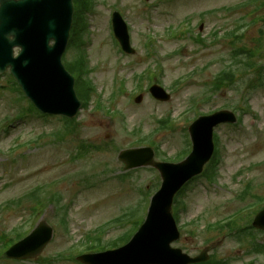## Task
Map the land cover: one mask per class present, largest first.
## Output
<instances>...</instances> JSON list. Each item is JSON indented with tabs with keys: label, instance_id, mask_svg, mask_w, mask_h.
<instances>
[{
	"label": "rangeland",
	"instance_id": "1",
	"mask_svg": "<svg viewBox=\"0 0 264 264\" xmlns=\"http://www.w3.org/2000/svg\"><path fill=\"white\" fill-rule=\"evenodd\" d=\"M93 1V12L86 14L88 30L85 32L83 18L77 43L81 48L86 46L89 60L85 77L96 92L90 105L78 114L80 125H71L73 129L78 128L76 132L70 129L64 137L55 135L62 125L57 117H42L30 111L19 117L28 102L24 98L18 100L19 89L11 84L8 72L0 75V86H4L0 90V236L15 226L21 228L26 224L29 202L23 200L17 205L14 201L37 185L42 186L37 198V207L41 208L36 210L32 220L48 203L35 225L42 219L54 228L52 241L38 259H0V264H49L48 258L53 256V264H76L64 258L77 252L88 234L131 206L141 208L140 213L144 215V191L153 193L160 186L159 172L152 167L133 175L123 173L124 163L117 157L118 149L139 146L138 139L149 135L163 157H179L188 145L187 128L194 117L221 108L234 111L241 121L236 127L226 124L216 130L220 140L217 178L213 183L204 177L198 178L180 196L178 225L182 235L173 245L195 255L207 244L215 243L212 253L218 259H226L227 264H264V254L249 253V247H242L233 238L205 228L208 222L217 221L251 202V197L238 198L249 180H253L254 192L264 195V164L254 169V163H264V85L251 88L249 83L257 77V70L242 69L239 75L235 71L234 86L216 89L218 73L233 59L234 46L226 36L229 30L243 34L238 45L251 47L259 36L264 49V0L236 11L212 10L236 5L242 0ZM116 9L122 11L129 25L136 49L133 62H125L128 57L120 56L122 53L109 28ZM182 18H187L192 28L188 22L177 23ZM221 25L223 37L210 42L208 38ZM169 26H173L167 33L169 37L162 36ZM147 32L154 39L151 46L144 36ZM78 50L81 52L80 48ZM74 52L70 50L65 59L73 60ZM118 58L124 59L123 62L117 61ZM258 61L264 76V57ZM74 66L70 65L73 71ZM159 69L156 74L159 79H155L159 81L148 82L146 78L135 77L152 75ZM142 81V88H136ZM155 82L170 92L168 101L162 102L150 95L148 88ZM121 84H124L123 93ZM113 92L116 96L111 98ZM141 92L142 101L136 102ZM98 100L102 103L100 109L95 108ZM169 116L177 119L161 126L158 120ZM181 116L183 118L178 119ZM80 141L106 144L110 151L92 149L80 154ZM156 153V159L162 160ZM88 169L92 172H85ZM62 178L64 181L55 186L57 194L53 185L56 179ZM62 197L64 205L70 206L68 221L65 208L56 211L58 219L53 208L57 198L62 201ZM115 226V223L103 225L95 234L106 240L124 232L132 234L133 224ZM258 238L264 241V234ZM87 242L97 244L94 239ZM70 246L74 247L69 250ZM60 253L62 260H58ZM42 257L47 258L39 260Z\"/></svg>",
	"mask_w": 264,
	"mask_h": 264
},
{
	"label": "water",
	"instance_id": "2",
	"mask_svg": "<svg viewBox=\"0 0 264 264\" xmlns=\"http://www.w3.org/2000/svg\"><path fill=\"white\" fill-rule=\"evenodd\" d=\"M59 1L61 0H0V72L6 71L10 66L27 96L42 111L72 117L79 110L81 102L74 92L73 79L65 72L60 59L68 38L71 11H66V25L60 33L58 14L61 11H56ZM13 32L14 37H10L9 34ZM52 38L56 39L54 46L49 45ZM16 46L21 47L17 57L14 56ZM154 90L156 87L152 89ZM168 97V94L164 95V98ZM226 114L227 112H222V117ZM218 116L219 113L201 117L192 124L190 132L194 148L181 163L154 161L150 148L129 151L130 159L136 160L139 154L147 150L144 162L153 164L160 170L163 183L152 199L151 212L141 232L134 236L133 241L118 249V255L126 257L128 261L118 263L116 255L114 264H186L202 259V254L191 258L181 249L170 246L179 237L171 207L176 192L188 179L200 173L212 156V131ZM150 227V235L143 238L142 232ZM49 236L50 233L47 232L41 237L37 248L30 254L37 253ZM143 239H147L146 246ZM21 244L22 242L13 246L6 254H21L23 249L15 248Z\"/></svg>",
	"mask_w": 264,
	"mask_h": 264
},
{
	"label": "trees",
	"instance_id": "3",
	"mask_svg": "<svg viewBox=\"0 0 264 264\" xmlns=\"http://www.w3.org/2000/svg\"><path fill=\"white\" fill-rule=\"evenodd\" d=\"M29 108H30V105H29ZM31 110V109H30ZM16 236V235H15ZM19 236V235H17ZM16 237L14 236H7L3 239V244H8L9 242L13 241Z\"/></svg>",
	"mask_w": 264,
	"mask_h": 264
},
{
	"label": "clouds",
	"instance_id": "4",
	"mask_svg": "<svg viewBox=\"0 0 264 264\" xmlns=\"http://www.w3.org/2000/svg\"><path fill=\"white\" fill-rule=\"evenodd\" d=\"M14 35H15L14 32L9 34L10 37H14Z\"/></svg>",
	"mask_w": 264,
	"mask_h": 264
}]
</instances>
